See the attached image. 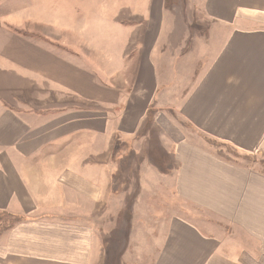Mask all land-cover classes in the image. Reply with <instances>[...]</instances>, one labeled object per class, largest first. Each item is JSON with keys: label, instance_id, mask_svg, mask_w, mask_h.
<instances>
[{"label": "crops", "instance_id": "crops-1", "mask_svg": "<svg viewBox=\"0 0 264 264\" xmlns=\"http://www.w3.org/2000/svg\"><path fill=\"white\" fill-rule=\"evenodd\" d=\"M187 1L201 39L168 0H0V264H98L115 199L154 264H264V0Z\"/></svg>", "mask_w": 264, "mask_h": 264}, {"label": "rangeland", "instance_id": "rangeland-1", "mask_svg": "<svg viewBox=\"0 0 264 264\" xmlns=\"http://www.w3.org/2000/svg\"><path fill=\"white\" fill-rule=\"evenodd\" d=\"M169 4L171 6H174L173 12L177 13V16L182 19L184 16L188 19V21L191 20L193 15V20L195 23H192L191 25H186L185 31L193 34V39H201L202 34H207V28L206 25L203 23L201 24L198 22L199 18V12L193 11V14L191 13L186 14L184 12V8L186 11V7L190 5L187 0H168ZM185 2V7L183 4ZM7 22V21H6ZM4 28L10 29L11 31L13 28H11L8 25H2ZM183 28V26H182ZM176 28L174 27V33L176 32ZM183 31V29H182ZM175 41V40H174ZM202 58V52L199 53V60L196 62V73L194 74V79L197 80L202 75L201 72L204 68L202 65L203 63ZM195 79V82L197 81ZM164 121V119H162ZM150 122V119L149 121ZM151 123V122H150ZM149 124V123H148ZM147 124V125H148ZM180 126L183 127V130L185 131H191L188 128V125L185 123H182ZM178 125V127H180ZM151 124L148 125L147 132H143L142 135H146L148 133V130L150 129ZM158 128V125L155 126ZM153 127V129H156ZM151 130V129H150ZM154 135V136H153ZM149 137L150 140L159 138L161 144L165 147V137H162L160 135L156 136L154 133ZM218 146H216L217 152L220 154L230 158V159H238L241 158L239 155L236 154V152L228 146H224L223 144L217 143ZM125 143H118L117 149H124ZM122 150H120V153L118 156L122 153ZM117 153H115V158ZM157 157L156 169L161 173H166L169 171L168 164L166 163V158L162 157L160 154L155 153V156ZM147 159V158H144ZM125 160V158H123ZM146 164H149V160L146 161ZM120 173L117 175V178H115V198H118V193L125 192V189L129 188L130 184L129 182L125 183V175L128 176V173H132L131 170H129L128 166L123 164L122 167H120ZM123 173L122 175H120ZM117 193V195H116ZM135 193V192H134ZM130 198H133L135 194L133 195L132 192H129ZM121 197V196H120ZM131 202V203H130ZM129 204H133L132 199L130 201H122L116 200L113 202L114 210L112 211V215H107L106 217H103L102 220L98 218L94 219H88V221H93L91 226L93 227L95 231V236H97L98 239H100L103 249H99V258L98 264H154L153 259V250L148 249L149 244V234L148 233H131V221H133V218L130 217L129 213H127L126 208ZM182 207L179 205L178 207V213H181ZM184 210V208L182 209ZM18 218H3L1 220L0 218V231L10 229L11 227L15 226L18 223ZM130 222V226H129ZM133 224V222H132ZM141 226V225H140ZM150 222L146 229L150 228ZM142 227V226H141ZM146 242V247L144 249V243ZM152 251V252H151Z\"/></svg>", "mask_w": 264, "mask_h": 264}, {"label": "trees", "instance_id": "trees-1", "mask_svg": "<svg viewBox=\"0 0 264 264\" xmlns=\"http://www.w3.org/2000/svg\"><path fill=\"white\" fill-rule=\"evenodd\" d=\"M0 235H1V231H0Z\"/></svg>", "mask_w": 264, "mask_h": 264}]
</instances>
